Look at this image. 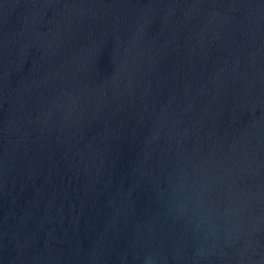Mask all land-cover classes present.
Wrapping results in <instances>:
<instances>
[{
    "label": "water",
    "instance_id": "water-1",
    "mask_svg": "<svg viewBox=\"0 0 264 264\" xmlns=\"http://www.w3.org/2000/svg\"><path fill=\"white\" fill-rule=\"evenodd\" d=\"M0 264H264V0H0Z\"/></svg>",
    "mask_w": 264,
    "mask_h": 264
}]
</instances>
